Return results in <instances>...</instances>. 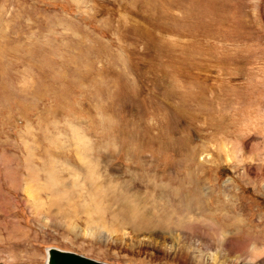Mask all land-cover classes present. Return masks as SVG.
<instances>
[{
	"label": "rangeland",
	"instance_id": "rangeland-1",
	"mask_svg": "<svg viewBox=\"0 0 264 264\" xmlns=\"http://www.w3.org/2000/svg\"><path fill=\"white\" fill-rule=\"evenodd\" d=\"M259 1L0 0V264H264Z\"/></svg>",
	"mask_w": 264,
	"mask_h": 264
},
{
	"label": "water",
	"instance_id": "water-1",
	"mask_svg": "<svg viewBox=\"0 0 264 264\" xmlns=\"http://www.w3.org/2000/svg\"><path fill=\"white\" fill-rule=\"evenodd\" d=\"M49 255L48 264H108L72 251L57 248H51Z\"/></svg>",
	"mask_w": 264,
	"mask_h": 264
},
{
	"label": "bare ground",
	"instance_id": "bare-ground-1",
	"mask_svg": "<svg viewBox=\"0 0 264 264\" xmlns=\"http://www.w3.org/2000/svg\"><path fill=\"white\" fill-rule=\"evenodd\" d=\"M220 2V1H219ZM221 3V2H220ZM262 3H263V0H262ZM262 3H261V1H259L258 3H254V7H255V11H257V14L259 15V17H260V19L263 21L264 20V16H262V12H264V5H262ZM264 14V13H263ZM88 181H95V179L94 178H88ZM90 183V182H89ZM95 184L92 182V186H94ZM30 194H32V193H30ZM40 199V198H39ZM38 200V199H37ZM132 201L133 200H128L126 203H125V205L123 206V207H125V206H128L129 205V203H132ZM133 203H135L134 201H133ZM141 203V202H140ZM144 203V202H143ZM147 209V207H145L144 206V210H143V207H140V205L137 203L136 205H133V210H134V214L136 215V216H140L141 214H146V215H148L149 214V212L150 211H147L146 210ZM145 211H147V212H145Z\"/></svg>",
	"mask_w": 264,
	"mask_h": 264
}]
</instances>
